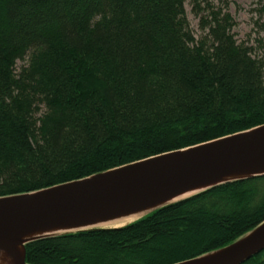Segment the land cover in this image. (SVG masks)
I'll list each match as a JSON object with an SVG mask.
<instances>
[{
  "label": "trees",
  "instance_id": "1",
  "mask_svg": "<svg viewBox=\"0 0 264 264\" xmlns=\"http://www.w3.org/2000/svg\"><path fill=\"white\" fill-rule=\"evenodd\" d=\"M187 1L201 16L200 39ZM220 1L0 0V197L264 125V56L237 42ZM263 222L264 175L122 227L31 241L26 261L176 264ZM242 264H264V250Z\"/></svg>",
  "mask_w": 264,
  "mask_h": 264
},
{
  "label": "water",
  "instance_id": "2",
  "mask_svg": "<svg viewBox=\"0 0 264 264\" xmlns=\"http://www.w3.org/2000/svg\"><path fill=\"white\" fill-rule=\"evenodd\" d=\"M251 172V173H249ZM264 175V125L152 156L84 179L0 197V252L28 264L31 241L97 228L122 227L215 186ZM137 215V216H136ZM133 216L122 226L111 223ZM63 229L23 239L37 231ZM24 248V259L18 246ZM264 250V222L232 244L176 264H242Z\"/></svg>",
  "mask_w": 264,
  "mask_h": 264
},
{
  "label": "rangeland",
  "instance_id": "3",
  "mask_svg": "<svg viewBox=\"0 0 264 264\" xmlns=\"http://www.w3.org/2000/svg\"><path fill=\"white\" fill-rule=\"evenodd\" d=\"M213 1L216 5L222 3L220 0ZM227 1L229 5L224 10L228 11L235 21L232 33L237 42L252 47L255 56H264V13L261 11V0ZM185 7L192 31L196 38L200 39L205 34L201 28V16L195 14L190 1L186 2ZM28 60V58L24 61L19 60L16 65V71L19 72L28 63Z\"/></svg>",
  "mask_w": 264,
  "mask_h": 264
},
{
  "label": "bare ground",
  "instance_id": "4",
  "mask_svg": "<svg viewBox=\"0 0 264 264\" xmlns=\"http://www.w3.org/2000/svg\"><path fill=\"white\" fill-rule=\"evenodd\" d=\"M249 173H251V172H249ZM134 218L135 217L130 216V217H127L126 219H123L121 221H117L115 223H110V224H111V226H122L126 222L129 223V222L133 221ZM61 229H63V227H61V226L46 228V229L37 231L35 233H31L30 235H25L23 239L24 240L25 239H31L33 237L39 236L40 234L50 233V232H54V231L61 230ZM5 255H7L6 252H0V264H12L11 262H9V259H7L6 257H5L6 260H3V257ZM18 255H19V258L21 260L24 259V248L22 245L18 246Z\"/></svg>",
  "mask_w": 264,
  "mask_h": 264
}]
</instances>
